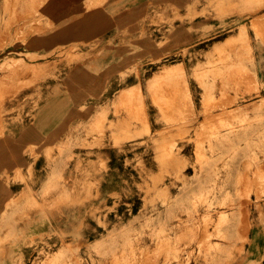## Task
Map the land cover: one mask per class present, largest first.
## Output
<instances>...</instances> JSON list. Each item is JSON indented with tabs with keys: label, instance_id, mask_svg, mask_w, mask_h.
<instances>
[{
	"label": "rangeland",
	"instance_id": "rangeland-1",
	"mask_svg": "<svg viewBox=\"0 0 264 264\" xmlns=\"http://www.w3.org/2000/svg\"><path fill=\"white\" fill-rule=\"evenodd\" d=\"M10 1L12 8L27 5L29 10L27 14L23 10L20 17H2L0 50L14 41L26 44L29 34L54 27L42 10L46 1L38 0L37 10H31L36 0ZM105 1L91 0L88 6ZM184 7L187 15L177 18L187 24L198 16L222 19V15L211 13L223 8L245 13L241 20L249 23H223L232 31L237 26L239 30L216 45L208 58L204 50L190 48L195 39L190 36L194 28L188 26L182 42V62L178 55L159 52L152 57L158 68L153 73L155 77L148 81L147 96L140 85H135L120 90L111 102L114 115L121 121L113 134L115 145L121 153L132 156L126 164L139 169L140 175L133 177L135 190L113 193V205L87 210V215L105 227L100 239H78L77 225L71 230L56 225L54 230L25 243L33 246L28 259L15 252L8 255L10 250L6 248H12L19 240L15 219L30 223L33 214L45 215L47 210L61 218L64 208L89 199L88 193L79 199L77 188L95 184L87 179L80 185L69 184L64 173L73 156L66 152L77 142L57 145V153L48 154L51 171L47 181L41 190L32 192L36 198L30 193L19 198L22 206L15 207L12 200L5 206L0 217V264H5L6 258L9 264H264V80H260L257 71L258 62L264 71V0H234L229 4L225 0H188ZM158 8L155 15L148 17L150 25L173 24L176 16L168 15L167 10L174 6L167 3ZM258 10L261 14H250ZM32 12L38 14L37 19ZM15 24L18 30L12 33ZM210 34L203 31L201 39ZM170 39L165 35L156 41L159 50L167 47ZM75 48L59 46L50 54L65 55L72 61L77 57ZM20 54L18 59L9 53L0 54L1 135L11 120L23 117L28 99L33 98L22 97V90L39 86V78L47 72L61 70L59 64L50 65L49 69L31 65L23 57L35 59L36 54ZM195 60L197 64L193 63ZM146 97L150 106L161 112L160 121L166 124L165 128H150ZM14 102H18L16 106ZM10 103L14 106L8 107ZM37 103L36 100V106ZM82 108L87 113L91 109ZM109 111V105L102 107L101 113L84 126L87 136L93 137L87 145H101ZM196 122L195 128H188ZM175 129L180 132L168 137V132ZM143 136L147 137L141 139ZM179 138L193 143V157L183 154V145L176 142ZM145 154H152L162 167L170 164V168L163 170L161 176L149 174ZM99 163V167H106L105 160ZM80 165L79 161L77 169ZM188 167L192 168V175ZM110 219L119 222L112 224Z\"/></svg>",
	"mask_w": 264,
	"mask_h": 264
},
{
	"label": "crops",
	"instance_id": "crops-1",
	"mask_svg": "<svg viewBox=\"0 0 264 264\" xmlns=\"http://www.w3.org/2000/svg\"><path fill=\"white\" fill-rule=\"evenodd\" d=\"M37 1L33 6L31 5V10L38 9ZM44 1L46 2L42 10L54 23V27L40 34L38 32L29 34L26 44L14 41L7 48L0 50L1 55L9 53L15 59L21 58V51L36 54L35 59L23 57L31 65L48 69L50 65H61L60 71L47 72L45 77H40L39 86L22 90L20 93L22 97L29 95L33 98L28 99L23 117L16 121L11 120L6 133L0 134V217L5 211L6 204L11 200L17 207L23 202L19 198L23 199L24 196L43 188L51 171L49 167L51 158L48 154L51 153L53 156L57 153V145L77 142L66 152L73 154L64 168L68 183L80 185L87 179L95 185L78 187L79 199L87 193L89 199L64 208V216L61 218L53 211L47 210L45 215L33 214L30 223L18 222L15 219L16 235L19 240L12 248H6L10 250V254L6 253V256L15 252L26 259L32 255L33 246L25 243L30 238L54 230L57 226L71 230L77 225L81 236H78V239L90 241L100 239L105 227L99 224L97 219L87 215V210L104 205L111 206L115 202L113 193L133 190V177L140 175L139 169L126 164L128 157L132 156L121 153L113 139V134L121 121L114 115L111 102L117 98L119 91L140 85L143 94L147 96L148 81L155 77L153 73L158 68L152 57L161 51H168L174 56L178 55L182 62V42L187 35L188 26L194 28L190 36L195 39V43L190 48L196 51L204 50L208 58V54L216 45L239 30L237 26V29L232 31L233 29L223 27V23L228 25L249 23L241 20L242 14L245 13L231 12L229 8H223L222 11L211 13L214 16L222 15V19L198 16L187 24L177 16L187 15L184 6L188 0H106L92 7L88 6L91 0ZM225 1L229 4L234 0ZM11 3L10 0L0 2V21L3 16L20 17L23 10L27 14L29 10L27 5L12 8ZM167 3L174 6L173 10L171 8L167 10L168 15L176 16L173 24L159 23L151 26L148 17L159 11V5ZM238 5L242 9V5L240 3ZM258 12L259 10L250 14L258 15ZM31 15L35 19L38 17L37 13L32 12ZM21 24L22 21L19 25ZM204 29L211 33V36L201 39ZM17 30L18 24H15L12 33ZM165 35L171 38L170 43L159 50L156 41L165 38ZM59 46L66 48L75 46L74 52L77 57L73 58L76 59L69 61L65 55L50 54ZM184 62L187 63V60L185 59ZM193 63L197 64L198 61L195 60ZM257 71L260 80H264L261 62L257 63ZM145 101L148 106L150 128L152 130L165 128L166 124L160 121L161 112L150 106L147 97ZM14 103L16 106L18 102ZM107 105L110 111L106 116L105 137L100 141L101 145H87V142L93 141V137L87 136L84 126H87L92 116L96 117L101 113L102 107ZM7 106L14 105L10 103ZM84 106L91 107L88 113L82 108ZM16 115L17 113L14 116ZM199 120L202 121L203 116H200ZM196 124L197 122L188 128L193 129ZM179 132L176 129L170 131L168 137L175 136ZM146 137L143 136L141 139ZM176 142L180 146L183 145L182 152L185 156H194V146L190 140L179 138ZM102 159L105 160L106 167H99V161ZM144 159L149 174L156 173L161 176L163 170L170 168V164L165 167L157 164L152 154H145ZM79 161L81 165L77 169ZM89 161H93L97 166L91 165ZM30 170L33 171L32 175ZM187 170L190 171V175L193 174L191 167ZM164 175L166 177V174ZM17 176L21 179H15ZM165 179L169 181V177ZM172 190L176 191L177 188ZM32 195L36 198L34 193ZM120 207L124 208L122 204ZM55 219L62 221L57 222ZM110 222L113 224L119 221L110 219ZM262 240L263 238L260 237L261 244ZM5 264H9L8 258L5 259Z\"/></svg>",
	"mask_w": 264,
	"mask_h": 264
},
{
	"label": "bare ground",
	"instance_id": "bare-ground-1",
	"mask_svg": "<svg viewBox=\"0 0 264 264\" xmlns=\"http://www.w3.org/2000/svg\"><path fill=\"white\" fill-rule=\"evenodd\" d=\"M139 93H140V92H139ZM139 93H138V94H139ZM140 94H141V93H140ZM244 201H245V200H244ZM243 203H244V202H243Z\"/></svg>",
	"mask_w": 264,
	"mask_h": 264
}]
</instances>
